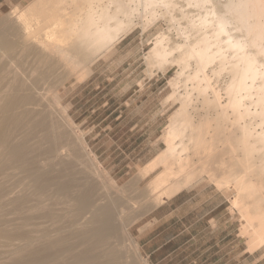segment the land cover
<instances>
[{"label": "bare ground", "instance_id": "6f19581e", "mask_svg": "<svg viewBox=\"0 0 264 264\" xmlns=\"http://www.w3.org/2000/svg\"><path fill=\"white\" fill-rule=\"evenodd\" d=\"M14 13L11 39L0 36V238L19 213L30 228L9 237L0 251L12 260L1 264H137L125 247L132 221L122 218L131 202L110 197L96 158L84 161L60 93L74 62H85L80 75L93 72L105 51L161 18L177 38L158 33L146 59L178 67L168 99L180 106L166 148L145 169L162 166L146 196L154 208L207 174L235 190L248 250L264 246V0H35ZM200 109H213L215 124L196 122ZM203 123L215 139L203 136ZM216 139L233 163L221 172Z\"/></svg>", "mask_w": 264, "mask_h": 264}, {"label": "rangeland", "instance_id": "374dc122", "mask_svg": "<svg viewBox=\"0 0 264 264\" xmlns=\"http://www.w3.org/2000/svg\"><path fill=\"white\" fill-rule=\"evenodd\" d=\"M29 4L0 12V36L4 34L7 40L11 39L18 16L14 10L26 9ZM167 23L166 19L161 18L146 30L141 25L137 26L116 46L105 51L94 62L93 72L89 74L80 75L85 66L82 61L74 62L78 73L74 75L73 71L74 77L68 75L67 71L63 72L66 76H61L69 77L68 80L61 77L65 84L61 88L60 102L70 119L67 118L68 123L65 124H69L67 128L71 127L70 130L74 127L75 133L83 137L82 147H85V151L81 147L82 143H79L80 146L77 143V146L83 150L80 153L84 161L89 164L87 159L90 156L96 158L100 169L105 171V175L100 174V178H106V181H102L103 184L106 182L104 186L109 191L107 193L113 192L108 195L121 202L124 199L131 202L127 205L125 201L128 207L124 205L126 209L123 208V216H126H122L132 221L129 227L130 239H123L125 247L129 245V251L125 249L131 263L264 264V246L255 252L248 250V236L241 232L245 222L239 210L232 205L235 190L218 188L215 179L210 180L207 174L181 190L186 202L172 217L168 215L163 220H150L149 214L155 207H152L146 193L149 182L162 170V166L148 173H145V169L166 148L163 136L170 117L180 106L179 102L168 99L173 91L171 80L178 67L167 64L161 69L149 64L146 59L158 33H171L170 37L177 38L171 24ZM170 27L171 30L168 29ZM214 114L213 109L193 111L196 122L210 118L211 123L215 124L212 120ZM203 124L204 130L208 131L207 134L203 131L202 135L205 133L203 136L209 139L214 137L215 129L209 124ZM214 141L221 148V158H218L220 164H214L218 172H221L227 164L233 163L222 141ZM221 162L226 164L221 166ZM93 168L95 170L94 165ZM107 186H111L110 189ZM10 210L7 206L6 212ZM27 216L26 213H19L13 225L6 226L8 231L6 228L5 234L8 238L6 235V238H0L4 246H0L1 251L6 248V252L9 248L7 240L11 235L14 238L18 232L30 228L20 225ZM131 241L138 244V252L131 249L134 245L130 244ZM11 242L12 246L21 243L19 239ZM1 251V263L12 260Z\"/></svg>", "mask_w": 264, "mask_h": 264}, {"label": "crops", "instance_id": "0c3cea01", "mask_svg": "<svg viewBox=\"0 0 264 264\" xmlns=\"http://www.w3.org/2000/svg\"><path fill=\"white\" fill-rule=\"evenodd\" d=\"M32 0H0V12L4 10H10L14 7L25 6L29 4ZM189 187V186H188ZM183 191H180L175 196L166 200L164 203L155 207L149 214L151 221L163 220L168 215H172L176 210L185 204L184 197L182 195Z\"/></svg>", "mask_w": 264, "mask_h": 264}]
</instances>
